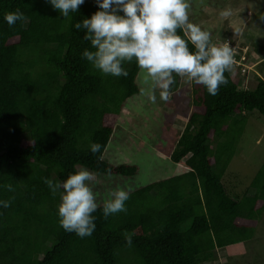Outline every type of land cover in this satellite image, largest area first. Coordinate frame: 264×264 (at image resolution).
<instances>
[{
    "label": "trees",
    "instance_id": "obj_1",
    "mask_svg": "<svg viewBox=\"0 0 264 264\" xmlns=\"http://www.w3.org/2000/svg\"><path fill=\"white\" fill-rule=\"evenodd\" d=\"M16 9L25 19L9 27L4 15ZM98 10L85 0L64 19L46 0H0V200H12L0 208V264H204L249 241L264 213V165L252 196H231L223 177L243 132L244 120L235 117H264V80L242 89L230 72L217 95L202 85L195 91L170 157L185 173L130 191L127 211L107 219L99 204L90 237L59 226V197L43 178L63 181L79 167L96 177L139 173L137 165L105 159L129 99L141 90L135 61L124 65L127 77L117 78L81 59L92 49L74 24ZM91 143L101 152L93 155ZM126 231L135 233L131 246Z\"/></svg>",
    "mask_w": 264,
    "mask_h": 264
},
{
    "label": "clouds",
    "instance_id": "obj_2",
    "mask_svg": "<svg viewBox=\"0 0 264 264\" xmlns=\"http://www.w3.org/2000/svg\"><path fill=\"white\" fill-rule=\"evenodd\" d=\"M46 2L68 19L71 13L79 12L85 0ZM95 3L99 10L90 18L76 22L74 29L84 33L82 39L90 42L92 49H85L81 59L103 76L127 77L124 65L135 61L145 82L151 84L152 101L156 99L152 94L156 88L161 90L160 99L168 100L174 74L204 86L212 96L228 83L225 73L233 68V49L229 44L217 46L207 30L190 21L189 0H95ZM219 15L230 17L232 10L222 9ZM24 19L20 9L4 15L9 27ZM101 148L99 143L89 145L93 155L100 153ZM99 160L103 161L102 154ZM95 180V174L87 169L74 171L63 181L43 178L51 194L59 197V226L80 238L90 237L96 228L93 213L100 205L92 187ZM5 187L9 192L15 191L11 184ZM130 191L116 188L107 194L102 207L106 219L127 211ZM11 203V199L0 200V208H9ZM134 235V232L124 233L129 246Z\"/></svg>",
    "mask_w": 264,
    "mask_h": 264
},
{
    "label": "rangeland",
    "instance_id": "obj_3",
    "mask_svg": "<svg viewBox=\"0 0 264 264\" xmlns=\"http://www.w3.org/2000/svg\"><path fill=\"white\" fill-rule=\"evenodd\" d=\"M189 4L190 21L207 30L217 46L229 44L232 47L234 64L231 76L240 81L242 89H254L256 78L264 73V58L255 50L260 38H264V0H189ZM225 8L232 10L230 17L219 15ZM249 32L254 36L248 37ZM137 83L141 92L129 99L119 130L116 134L117 125L107 147L105 159L115 165H137L139 173L134 177L97 178L95 175L92 187L98 194V204L103 203L113 189L133 191L186 172L183 165L173 164L170 157L188 123L195 91H200L201 85L179 76L173 89L168 90L167 101L160 99L159 88L152 93L156 97L152 101L149 98L151 84L145 82L141 71ZM235 118L244 120L243 132L223 182L231 196L241 199L255 193L251 182L264 165V117L254 111ZM223 141L217 139V143ZM81 169L84 168H78ZM254 231L249 241L216 251L215 258L204 264H264V213L256 222Z\"/></svg>",
    "mask_w": 264,
    "mask_h": 264
},
{
    "label": "crops",
    "instance_id": "obj_4",
    "mask_svg": "<svg viewBox=\"0 0 264 264\" xmlns=\"http://www.w3.org/2000/svg\"><path fill=\"white\" fill-rule=\"evenodd\" d=\"M261 27H262V25H261ZM257 33H259V32L257 31ZM259 34L262 35L261 33H259ZM251 35L254 36L253 32H249L248 37H250ZM255 48H256L255 50L260 52V55H262L260 57L264 58V49H262V48H264V38L263 37L260 38L259 45ZM250 51H252V49H250ZM263 61H264V59H263ZM260 77L264 80V73L263 74L261 73Z\"/></svg>",
    "mask_w": 264,
    "mask_h": 264
}]
</instances>
